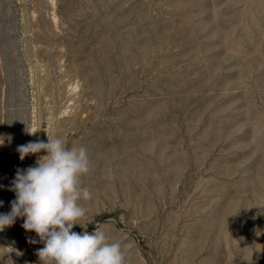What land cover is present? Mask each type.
I'll return each instance as SVG.
<instances>
[{
    "label": "rangeland",
    "instance_id": "obj_1",
    "mask_svg": "<svg viewBox=\"0 0 264 264\" xmlns=\"http://www.w3.org/2000/svg\"><path fill=\"white\" fill-rule=\"evenodd\" d=\"M48 136L127 264H264V0H0V213ZM22 223L0 264H40Z\"/></svg>",
    "mask_w": 264,
    "mask_h": 264
},
{
    "label": "clouds",
    "instance_id": "obj_2",
    "mask_svg": "<svg viewBox=\"0 0 264 264\" xmlns=\"http://www.w3.org/2000/svg\"><path fill=\"white\" fill-rule=\"evenodd\" d=\"M27 132L31 135L37 130ZM17 151L21 161L29 155H35L36 161L16 170L7 189L15 199L9 212L0 213V231L22 219L21 227L39 237L30 242L43 244L37 250L40 264H127L130 242L112 241L102 229L89 233L80 224L87 211L80 201L92 198L81 184V177L91 171L86 148L69 147L63 138L48 136L46 142L29 141ZM77 225L85 230L73 231Z\"/></svg>",
    "mask_w": 264,
    "mask_h": 264
}]
</instances>
